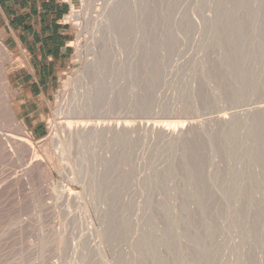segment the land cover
Listing matches in <instances>:
<instances>
[{
	"label": "rangeland",
	"instance_id": "374dc122",
	"mask_svg": "<svg viewBox=\"0 0 264 264\" xmlns=\"http://www.w3.org/2000/svg\"><path fill=\"white\" fill-rule=\"evenodd\" d=\"M114 1L67 0L71 7L67 18L73 38L71 61L57 73L52 92L45 100L47 105L43 107L40 102V109L31 120L24 124L21 116L17 117L12 90L8 100L3 93L0 95L7 100L1 99L2 138L6 141L10 137L15 145L19 140L20 153L23 152L13 157L8 149L4 158L0 156V264H264V114L254 112L264 104V0H119V10L127 8L128 11L118 10L122 13L120 17L110 19L113 12L107 17V2ZM77 11L88 15L83 26L79 24L82 19L75 15ZM129 14L136 16L133 20H139L135 27L136 30L140 27V31H131L130 38L143 42L138 48L141 54L138 52L134 57L140 60L142 68L139 64L138 67L142 71L137 70L138 76L131 87L129 112L124 100L121 107L125 109L120 111H126L114 116L119 117L116 120H132L137 131H132L127 136L129 139L121 137L123 141L107 140L111 142L109 147L107 141H104L106 145L93 141L97 147L93 142V146L86 145L84 149L89 152L75 147L76 158L83 153L81 158H87L76 159L73 148L75 152L69 158L73 156L75 164L70 159H65V163L54 154L59 151L58 139L67 138L60 124L75 125L82 120L77 111L85 105L96 83L98 69L100 72L106 69L103 63L109 58V52L116 51L119 38L115 37L120 32V23L127 21L124 17ZM207 14L211 23L208 18L205 20ZM101 17H107L113 24ZM199 24L204 28L208 24L209 33ZM5 35L0 32V41L9 48L10 39ZM96 36L106 38V44L97 37L99 44ZM119 37L122 41L118 45L122 48L126 39L122 34ZM3 58L1 55L0 61ZM96 60L102 64L98 65ZM16 67L15 61L6 65L11 78L15 77ZM3 102L12 112L13 124ZM239 112L241 115L244 112L246 119L240 115L238 120ZM230 113L235 119L229 118ZM222 114L229 115L227 124H220L216 119ZM197 120L202 127L192 129L189 143L182 141L186 150L178 141L169 140L150 128L159 122L178 128ZM210 120L212 123L216 120L214 125L217 121L220 124L213 125L216 130L212 129ZM206 125L211 128L208 130ZM32 126L38 129L34 131ZM23 131L31 142L25 141L27 136ZM31 143L34 148L29 147ZM178 146L185 151H179ZM181 153H187L188 157ZM36 158H41L40 162ZM81 162L88 164L87 169ZM26 166L33 179L26 175L29 174ZM47 171L52 173L50 177ZM78 174L81 179H90L86 180V186L74 181V175L80 178ZM95 178L102 184L95 182L96 185L92 181ZM17 193L21 200L18 206ZM231 213L241 218L236 215L238 219L231 220L235 217ZM239 219L241 222L234 221ZM141 235L147 236V244Z\"/></svg>",
	"mask_w": 264,
	"mask_h": 264
},
{
	"label": "bare ground",
	"instance_id": "6f19581e",
	"mask_svg": "<svg viewBox=\"0 0 264 264\" xmlns=\"http://www.w3.org/2000/svg\"><path fill=\"white\" fill-rule=\"evenodd\" d=\"M83 1V0H82ZM85 1H87V0H85ZM123 1V0H122ZM125 1V0H124ZM91 3V2H90ZM126 3H127V1H126ZM123 4H124V2H123ZM127 4H129V1H128V3ZM126 4V5H127ZM89 5V4H88ZM105 5V4H104ZM120 6H121V1H119V0H116V1H114V2H112V3H110V4H108V2H107V8H109V13L107 14V17L113 12V16H112V14L110 15L111 17H109L110 19L111 18H117L120 14H122V13H120L119 14V9H120ZM88 7V6H87ZM80 10V9H79ZM85 10V9H84ZM104 10H106V12H107V9H105V6H104ZM119 10V11H118ZM123 10V9H122ZM121 10V11H122ZM127 10V8L126 9H124L123 11H126ZM120 11V12H121ZM128 11V10H127ZM105 12V13H106ZM103 13V12H102ZM126 13H128V12H126ZM78 15L77 16V19H82V23H80L79 22V24H81V26H83V23H85L86 24V22L88 21L87 19V16L83 13V11H77V13H75V15ZM133 14V13H132ZM210 14V13H209ZM209 14H207L206 15V17H205V20H207L206 18H208V21H209V19L211 18H209L208 17V15ZM73 15V14H72ZM212 15V14H211ZM210 15V16H211ZM102 16V15H101ZM124 16H126V15H124ZM128 16V15H127ZM139 16V15H138ZM137 16V17H138ZM107 17H104L105 19L107 18ZM120 17V16H119ZM133 17H136V16H133ZM133 17H131V15L129 14V16L128 17H124L125 19L127 18V21H125V22H123L122 20V23H120L119 25H120V29H119V27L116 25V29H119V35L121 36V34L124 36V39H126V42H125V46L123 47L122 46V48H121V46L120 45H118V43H119V41L121 42L122 40H121V38L119 37V35L117 36L116 35V37H115V39L117 40L118 38H119V40H118V43H117V45H115L114 44V41H113V44L115 45V46H117V48H116V51H115V49H113L112 51H110L109 53L107 52V55L109 54V58H107V56L105 57V56H103L104 58H107L106 59V62H105V60H104V63H103V66H104V68H106V69H101V72H100V70L98 69V72L95 70V67H96V65H95V67H93L94 68V70L98 73V76H96V77H94V83H95V78H96V83H95V85H94V87H92L93 89L89 92V94L87 95V94H85V95H87V101L86 102H84V104L85 105H83L82 107H80V106H78V107H80L79 109H78V111H77V114H78V118H82V120H80V121H78V122H76V123H74L75 125H72L70 122L69 123H61L60 125L62 126V124H63V126H64V128H65V132L67 133L66 135H67V138L65 137V135H64V137L65 138H61L62 137V134H60L61 135V139H58L59 137H57V139H58V142H57V139H56V141H54V143L55 142H57V143H59L58 145V148H59V151H58V149H57V151L58 152H54V154L56 153V155H57V157H58V159L59 160H63L64 162H65V159H70L69 157H70V155H73V154H71L72 153V151L75 149V147H77V148H79V147H81V149H82V147H83V149L82 150H85V151H87L86 149H84V147H86V145H88V144H90L91 145V143L93 142V141H101V142H103V144H104V141H107V140H111L112 141V143L114 142L113 141V139L114 140H116L115 138H117V139H119L120 138V140H122L121 139V137L123 138L124 136L126 137V139H129V138H127V136H129L130 134H131V132L132 131H134L135 132V127H133V122L131 123V121H129V119L128 120H125V121H121V120H116V117L117 118H119L118 116H114V115H118V113H121V112H123L124 113V111H126V110H128L127 112H129V109L131 108L130 107V104H131V102H130V100H129V97H130V93H131V87H132V84H133V82H134V80H135V78H136V76H138L137 75V73H138V71L137 70H139L140 68H142V65H141V63L139 64V62L138 61H140V60H137L136 61V59H134V57L136 56V53H138V52H140L139 50H138V48L139 47H141L139 44H142L143 42H142V40H141V42L142 43H140V41H138L137 42V38L138 37H135L137 40H135V39H131L132 37H131V31H134V32H136V31H140L139 30V28L140 27H138V30H136V28L137 27H135V24H138V21L136 20V19H134L133 20ZM214 17H216V15L214 16ZM213 17V18H214ZM102 18V17H101ZM122 18V17H121ZM124 18H123V20H124ZM196 18V17H195ZM204 18V17H203ZM99 19V18H98ZM105 19H103L102 18V20H105ZM109 19V20H110ZM120 19V18H119ZM118 19V20H119ZM138 19H139V17H138ZM141 19V18H140ZM198 19V18H197ZM96 20V19H95ZM100 20V19H99ZM101 20V21H102ZM108 20V18H107V23L109 24L111 21H109ZM194 20H196V19H194ZM199 20V19H198ZM198 20H196L198 23H199V21ZM213 20H217V19H213ZM114 21H116V20H114ZM137 21V23H135ZM210 21H212V20H210ZM209 21V22H210ZM214 21V22H215ZM98 22V21H97ZM117 22V21H116ZM116 22H114V23H116ZM206 22V21H205ZM209 22H207V23H209ZM119 23V21L117 22V24ZM123 23H125V24H123ZM196 23V22H195ZM198 23H197V26H198ZM200 23H202L201 21H200ZM211 23V22H210ZM209 23V24H210ZM213 23V22H212ZM215 23H217V21L215 22ZM215 23H213L214 25H215ZM100 24V23H99ZM103 24V23H102ZM104 24H105V21H104ZM110 24H113L112 22L110 23ZM206 24V23H205ZM212 25V24H211ZM210 25V26H211ZM96 26V25H95ZM99 26V25H98ZM104 26V25H103ZM103 26H101V28L103 27ZM106 26H108V25H106ZM106 26L104 27V29L106 28ZM137 26H139V25H137ZM201 26V28L203 29L204 27L202 26V24H199V27ZM209 25L207 24V27H208ZM100 27V26H99ZM98 27V28H99ZM207 27H205L206 28V32H208L209 33V28H207ZM94 28V27H93ZM112 28V27H111ZM113 28H114V25H113ZM114 28V29H115ZM204 28V29H205ZM95 29V28H94ZM199 29V28H198ZM106 30H107V28H106ZM106 30H105V33L104 34H106ZM96 31H97V28H96ZM95 30L93 31L94 33L96 32ZM103 31V30H102ZM101 31V32H102ZM108 31H110L109 29H108ZM200 31V30H199ZM198 31V32H199ZM202 31V30H201ZM98 32H99V29H98ZM101 32L99 33V35L101 34ZM104 32V31H103ZM206 32H205V36H207L206 35ZM93 33V34H94ZM97 33V32H96ZM112 33V32H111ZM124 33H126V34H129V35H126V34H124ZM107 34H108V32H107ZM106 34V35H107ZM109 34H110V32H109ZM134 34H136V33H134ZM138 34H139V32H138ZM97 35V34H96ZM103 35V34H102ZM113 36H112V38H113V40H114V34H112ZM104 36V35H103ZM110 36V35H109ZM109 36H107V37H109ZM95 37V36H94ZM97 37L99 38V41H100V37L99 36H96V39L95 40H97ZM106 37V36H105ZM111 37V36H110ZM109 37V39H111ZM118 37V38H117ZM131 37V38H130ZM102 38V37H101ZM103 39H104V37L102 38V41H103ZM106 39V38H105ZM105 39H104V42L103 43H105L106 41H105ZM108 39V38H107ZM123 39V38H122ZM208 39V38H207ZM91 40H94V38L93 39H91ZM94 40V41H95ZM98 41V40H97ZM96 41V42H97ZM98 41V43L100 44V42ZM101 41V42H102ZM109 40H107V42H108ZM110 42V41H109ZM111 42H112V40H111ZM92 43V42H91ZM116 43V42H115ZM106 44V43H105ZM113 44H110V46L111 47H113ZM120 44V43H119ZM123 44V43H122ZM121 44V45H122ZM91 45V44H90ZM92 46V45H91ZM97 46V43L95 44V47ZM100 46V45H99ZM107 46V45H106ZM109 46V45H108ZM114 46V47H115ZM79 47H81V46H79ZM101 47V46H100ZM113 47V48H114ZM143 45H142V49H143ZM97 48V47H96ZM107 50H109V48H107ZM106 50V51H107ZM110 50H111V48H110ZM140 50H141V48H140ZM95 53V52H94ZM93 53V54H94ZM100 53V52H99ZM97 52L95 53V57H98L97 56ZM101 54L102 53H100V60H102L101 58ZM139 54V53H138ZM140 54H141V52H140ZM142 54H143V51H142ZM1 55H3L4 56V58H3V60L2 61H0V95L3 93V95L7 98V100H8V94H9V92H10V83H9V80H8V73L7 72H9V71H7L6 70V65L8 64V63H10L11 61H13V52L9 49V48H7L6 47V45L4 44V43H2L1 41H0V56ZM140 58L142 57V56H140V55H138ZM205 56V55H204ZM136 58V57H135ZM96 59V58H95ZM94 59V60H95ZM98 58H97V60H99ZM97 60H96V62H97ZM94 62V61H93ZM103 62V61H102ZM94 64V63H93ZM97 64H98V62H97ZM99 64H102L100 61H99ZM98 64V65H99ZM138 64H139V66L141 65V67L139 68L138 67ZM98 65H97V67H98ZM101 66V65H100ZM99 66V67H100ZM102 68V67H101ZM141 71H142V69H140ZM139 70V71H140ZM94 72V71H93ZM95 72V73H96ZM94 73V74H95ZM140 73V72H139ZM97 75V74H96ZM140 75V74H139ZM93 80V79H92ZM93 82V81H92ZM143 83V82H142ZM90 86V85H89ZM89 89V88H88ZM3 95H1V96H3ZM0 96V110H2V104H1V99H3V100H5L4 98L5 97H1ZM12 97V96H11ZM85 98H86V96H85ZM127 98H128V100H127ZM7 100H5L6 102H7ZM126 101V110H124V111H120V108L122 109V107H121V105H122V102L123 101ZM3 104H4V102H3ZM88 104V105H87ZM5 105V104H4ZM125 106V105H124ZM5 109H4V106H3V109L5 110V113H6V115H8L9 117V121H10V119H11V121H13L14 120V117H13V115H12V112H11V110H10V108H9V106H6L5 105ZM77 107V108H78ZM123 109H125V108H123ZM122 109V110H123ZM260 112L261 114H264V104H261V105H259L257 108H256V110H254V112ZM1 112V111H0ZM73 112V111H72ZM127 112H125V113H127ZM132 112V111H131ZM236 112V111H235ZM251 112H252V110H251ZM253 112V113H254ZM75 113V112H74ZM122 113V114H123ZM244 113V112H243ZM242 113V115H241V113L239 112V116L241 115V116H243V118L244 119H246V117H244L245 115ZM246 113V112H245ZM248 113H249V111H248ZM259 113V114H260ZM232 113H230V116H229V118H232V120H233V117L234 116H232L231 115ZM235 114H237V112L236 113H234L233 115H235ZM247 114V113H246ZM250 114V113H249ZM6 115H5V117H6ZM72 115V114H71ZM74 115V114H73ZM73 115H72V117H73ZM76 115V114H75ZM124 115V114H123ZM131 115V114H130ZM1 116H3V115H0V122L1 121H3V120H1L2 119V117ZM122 116V115H121ZM227 115H219L218 117H216V119L220 122V124L221 123H226V122H228L229 121V119L227 118L228 117ZM232 116V117H231ZM238 116V117H239ZM241 116H240V118H238V120L239 119H241ZM64 117V116H63ZM235 117H236V115H235ZM235 117H234V119H235ZM254 117H255V115H254ZM13 118V119H12ZM64 118H66V117H64ZM250 118V116L248 115V120L251 122V118ZM85 119V120H84ZM127 119V118H126ZM195 119V118H194ZM215 119V118H214ZM6 120V119H5ZM8 120V119H7ZM6 120V121H7ZM60 120V119H59ZM77 120V119H76ZM76 120H74V121H76ZM231 120V121H232ZM62 121H63V119H62ZM64 121H66V120H64ZM71 121V120H70ZM201 121H202V119H201ZM200 120L198 121H196V122H192V121H190L191 123H189L188 122V124L190 125L189 126V128H187L188 127V124L185 126L183 123V125L184 126H179L178 128H170V126L168 127V126H165V124H162L161 125V123L159 124H152V125H150V128L152 129V131L153 132H159V134L161 135V134H163L162 136H166L169 140H174V142H176V141H178L179 142V145H183V148H184V144H183V142L185 143V141H189V137H190V134L192 133V129H197L198 128V126L199 127H202L201 126V124L200 123H197V122H201ZM208 121V120H207ZM214 121H216V120H214ZM214 121H213V123L211 122V120H210V122L212 123V129L214 128L215 130L217 129L216 127H214V126H216L217 124H219V123H215V125H214ZM237 120H235L233 123H235ZM249 121H246V124H248L249 123ZM5 122V121H4ZM148 122V121H147ZM204 122V121H203ZM203 122H202V124H203ZM240 122H243V121H240ZM248 122V123H247ZM6 123V122H5ZM9 123V122H8ZM11 123V122H10ZM9 123V124H10ZM14 123V121L12 122V124ZM135 123V122H134ZM154 123V122H153ZM205 123H206V121H205ZM230 123V122H229ZM229 123H228V126H229ZM233 123H231V124H233ZM252 123V122H251ZM11 124V125H12ZM15 124H17V127L21 130H23V128H21V125H20V123L18 124V123H16L15 122ZM58 124V123H57ZM133 124V125H132ZM149 124V123H148ZM147 124V125H148ZM219 124V125H220ZM227 124V123H226ZM230 124V125H231ZM237 124V123H236ZM240 124V123H239ZM238 124V125H239ZM136 125V124H135ZM141 125H144V124H141ZM203 125H205V124H203ZM211 125V124H210ZM214 125V126H213ZM251 125V124H250ZM13 126V125H12ZM61 126H59V127H61ZM62 126V127H63ZM146 126V125H145ZM206 126H209V125H206ZM222 127H224V124L223 125H221ZM221 126H219V127H221ZM227 126V125H226ZM4 127H6L5 125H4ZM142 127V126H141ZM147 127H149V126H147ZM186 127V128H185ZM210 126L208 127V130H209V128H211ZM233 127V126H232ZM144 128V127H143ZM142 128V129H143ZM0 129H2V128H0ZM8 129V128H7ZM11 129V128H10ZM16 129V128H15ZM18 129V130H19ZM134 129V130H133ZM3 130V129H2ZM9 130V129H8ZM12 130V129H11ZM19 130V131H20ZM56 130V129H55ZM57 130H59V129H57ZM61 130V129H60ZM148 130V129H147ZM204 133H205V127H204V130H203V128L201 129ZM200 130V131H201ZM207 130V129H206ZM211 130V129H210ZM214 130V131H215ZM17 130H15V132H16ZM18 131V132H19ZM63 131V130H62ZM137 131V130H136ZM148 131H150V130H148ZM195 131V133H196V130H194ZM193 131V132H194ZM198 131V130H197ZM8 132V131H7ZM12 132H13V130H12ZM21 132V131H20ZM64 132V131H63ZM65 132L63 133V134H65ZM147 132V131H146ZM153 132H150V133H152V135H153ZM212 131H210V133H211ZM6 133V132H5ZM23 133L24 134H26L24 131H23ZM206 133H207V131H206ZM209 133V132H208ZM2 132H0V156L1 157H3L4 156V154L6 155L7 153H9L8 152V149H9V151L11 152V153H9V155L11 154V156H13V157H18L19 156V154H21V153H23V152H21L20 153V149H21V146L18 144V142H19V140H18V142H17V140L15 141V139H14V141L17 143L16 145H19L20 146V148H19V146L17 147L9 138H8V140H6L5 141V139H3L2 138ZM23 134V135H24ZM57 134V133H56ZM135 134V133H134ZM193 134V133H192ZM5 135H7V133L5 134ZM17 135V134H16ZM19 135H20V133H19ZM23 135H21V136H23ZM155 135V134H154ZM157 136H158V134H156ZM195 135V134H194ZM25 136H27V137H25V139L26 138H28V135L26 134ZM8 137V136H7ZM15 137V136H14ZM54 137V136H53ZM55 137V138H56ZM124 137V138H125ZM159 137H161V136H159ZM165 137V138H166ZM192 137V136H191ZM195 137V136H194ZM24 138V137H23ZM130 138H131V136H130ZM126 139H124V141L126 140ZM164 139V138H163ZM13 140V139H12ZM31 139H29V141H30ZM119 140V141H120ZM191 140V139H190ZM24 142V140H21V142ZM25 141H28V139H26ZM28 141V142H29ZM32 141V140H31ZM30 141V142H31ZM118 141V142H119ZM123 141V140H122ZM172 141H170V142H172ZM183 141V142H182ZM28 142H26L27 144H29ZM95 142H93L94 143V145H96L95 144ZM117 142V141H116ZM126 142V141H125ZM180 142H182L181 144H180ZM187 142H186V144L185 145H187V147H189L188 146V144H187ZM191 142V141H190ZM25 143V142H24ZM56 143V144H57ZM92 143V144H93ZM100 145H101V143L100 142H98ZM106 143H108V147H109V145L111 144V142H106ZM106 143L104 144V145H106ZM189 143V142H188ZM99 144H98V151H99ZM172 144V143H171ZM33 144L31 143L30 145H29V147L31 146V147H33L32 146ZM55 145V144H54ZM89 145V146H90ZM103 145V146H104ZM173 145V144H172ZM28 146V145H27ZM56 146V145H55ZM88 146V147H89ZM91 146H93V145H91ZM90 146V147H91ZM103 146L101 145V147L103 148ZM95 147V146H94ZM96 147H97V145H96ZM24 148H26V147H24ZM34 148V147H33ZM74 148V149H73ZM91 149L92 150H94L92 147H91ZM96 149V148H95ZM106 150H107V147L105 148ZM177 149H179V151H185L186 150V148H184L183 150H182V147L181 148H179V146L177 147ZM190 149H191V147H190ZM190 149H187V152L189 151L190 152ZM22 150V149H21ZM23 150H25V149H23ZM27 150H28V148H27ZM30 150H31V148H30ZM33 150H35V149H33ZM76 150V149H75ZM75 150H74V152H75ZM78 150V149H77ZM76 150V154L74 153V155H75V158H76V155H77V153H78V151ZM79 150H80V148H79ZM97 150L95 151L96 153L95 154H97ZM102 150V149H101ZM56 151V150H55ZM91 151V150H90ZM104 151V150H103ZM28 152H31V151H28ZM33 152H35V151H33ZM83 152V151H82ZM82 152H81V154H82ZM87 152H89V150L87 151ZM87 152H85V153H87ZM188 152V153H189ZM32 153V152H31ZM91 153V152H90ZM94 153V152H93ZM102 153V152H101ZM104 153H106V152H104ZM30 154V153H29ZM79 154H80V152H79ZM87 154H89V153H87ZM86 154V155H87ZM185 154V156H186V154L187 153H184ZM183 153H181V155H184ZM33 155H37V154H33ZM82 155H84V153L82 154ZM82 155H81V157H82ZM92 155H94V154H92ZM104 155V154H103ZM21 156V155H20ZM91 156V155H90ZM96 156H98V155H96ZM184 156V157H185ZM5 157V156H4ZM3 157V158H4ZM36 157V156H35ZM39 157V156H38ZM79 157V160H80V155L78 156ZM78 157L76 158V159H78ZM93 157V156H92ZM106 157V156H105ZM183 157V156H182ZM186 157H188V156H186ZM185 157V158H186ZM73 158V159H72ZM72 158L70 159V160H74L75 161V159H74V157L72 156ZM87 157H85V159H86ZM184 158V159H185ZM2 159V158H1ZM37 159V158H36ZM41 159V158H40ZM40 159L38 160V162H40ZM43 159V158H42ZM57 159V160H58ZM82 160L84 159V156H83V158H81ZM85 159L83 160V161H85ZM89 159V158H88ZM87 159V160H88ZM95 159V158H94ZM105 159L106 158H104V161H105ZM189 159H190V157H189ZM189 159L187 160V162H188V164L190 163V161H189ZM11 160H12V158H11ZM15 160H16V158H15ZM54 160V159H53ZM68 160H66V161H68ZM81 160V161H82ZM186 160V159H185ZM20 161V160H19ZM27 161V160H26ZM34 161L36 162V160L34 159ZM73 161V162H74ZM78 161V160H77ZM77 161H76V163H77ZM90 161V160H89ZM53 162V161H52ZM60 162H62V161H60ZM72 162V163H73ZM95 162V161H94ZM6 164H8L7 162H5ZM14 163H16L17 164V162H14ZM25 163V162H24ZM30 163V162H29ZM66 163V162H65ZM65 163H64V168L66 169V165H65ZM67 163H69V162H67ZM85 162H81V164L83 165ZM89 163V162H88ZM90 163H91V161H90ZM192 163V162H191ZM15 164V165H16ZM34 164H36V163H34ZM52 164H54V163H52ZM70 164H71V162H70ZM73 164H75V162L73 163ZM80 164V163H79ZM86 164V163H85ZM94 164V163H93ZM188 164H186V165H188ZM12 165V164H11ZM42 165V164H41ZM61 165V164H60ZM88 164H86L85 166H82V167H85L86 168V166H87ZM8 166V165H7ZM13 166V165H12ZM17 166V165H16ZM28 166V165H27ZM26 166V170H27V167ZM31 166H32V164H31ZM71 167H72V165H70ZM69 166V167H70ZM75 166V165H74ZM80 165H78V167H79ZM103 166H104V164H103ZM33 167V166H32ZM69 167H67V168H69ZM81 167V166H80ZM191 167V166H190ZM29 168H30V166H29ZM58 168H60L59 166H58ZM73 168V167H72ZM77 168V167H76ZM75 168V169H76ZM97 168V167H96ZM186 168H188V166L186 167ZM186 168H185V170H186ZM6 169V168H5ZM14 169V168H13ZM18 169V168H17ZM40 169V168H39ZM64 169V170H65ZM74 169V168H73ZM87 169V168H86ZM98 169H100V168H98ZM102 169V168H101ZM189 169V168H188ZM4 170V169H3ZM21 170V169H20ZM36 170H37V168H36ZM35 170V171H36ZM67 170V169H66ZM80 170V169H79ZM81 170H83V171H85L84 170V168H82ZM95 170V169H94ZM190 170V169H189ZM5 171V170H4ZM13 172H14V170H12ZM28 172H29V174L27 173H25L26 175H29V177L30 178H32V176L30 175L31 173H30V171L29 170H27ZM33 171V170H32ZM31 171V172H32ZM68 171V170H67ZM78 171V170H77ZM83 171H81L82 173H85V172H83ZM13 172H12V174H13ZM19 172V171H18ZM38 172H39V170H38ZM42 172V171H41ZM62 172V171H61ZM70 172H71V170H70ZM90 172V171H89ZM103 172V171H102ZM1 173H2V171H1ZM33 173V172H32ZM60 173V172H59ZM63 173H64V171H63ZM82 173L80 174V175H82ZM189 173V172H188ZM5 174V173H4ZM8 174V173H7ZM52 175V173H49L48 171H47V176L49 175V177ZM65 174V176L66 177H69V176H67L68 174L65 172L64 173ZM63 174V175H64ZM67 174V175H66ZM77 175L78 177H80V178H76V175H74V178H75V180H74V178H72L74 181H78V182H80V183H82V184H84L85 186H86V182L87 181H90V179L88 180V179H84V178H82L81 179V176L80 175ZM9 175V174H8ZM11 175V174H10ZM35 175V174H34ZM33 175V176H34ZM62 175V176H63ZM92 175V174H91ZM2 176V175H1ZM4 176V175H3ZM21 176H23V175H21ZM37 176V175H36ZM64 176V177H65ZM72 176H73V174H72ZM15 177H17V176H15ZM28 176H27V178H29ZM88 177V176H87ZM87 177H85V178H87ZM190 177V176H189ZM1 178V177H0ZM4 178V177H3ZM10 178V177H9ZM19 178V177H18ZM26 178V177H25ZM24 178V179H25ZM29 178V179H30ZM42 178V177H41ZM89 178V177H88ZM186 178V177H185ZM187 178H188V176H187ZM12 179H15V178H12ZM17 179V178H16ZM33 179V178H32ZM10 180V179H9ZM20 180V179H19ZM44 180V179H43ZM46 180V179H45ZM66 180H68V178L66 179ZM65 180V181H66ZM87 180V181H86ZM14 181V180H13ZM16 181V180H15ZM27 181V180H26ZM29 181V180H28ZM27 181V182H28ZM30 181H32V180H30ZM51 181V180H50ZM49 181V182H50ZM74 181L72 182V183H74ZM94 183L95 182H100L101 183V181H96V178H95V181L94 180H92ZM186 181H188L187 179H186ZM48 182V181H47ZM48 182V183H49ZM70 182V181H69ZM1 183V182H0ZM15 183V182H14ZM17 183H18V181H17ZM57 184H58V182H56ZM56 183H55V185H56ZM59 183H61V182H59ZM99 183V184H100ZM47 184V183H46ZM96 184V183H95ZM94 184V185H95ZM102 184V183H101ZM31 185V184H30ZM33 185V184H32ZM35 185V184H34ZM52 185H53V183H52ZM54 185V186H55ZM90 185V184H89ZM91 185H92V183H91ZM91 185H90V187H91ZM96 185H98V183L96 184ZM15 186V185H14ZM50 186V185H49ZM53 186V188H55ZM59 186V185H58ZM65 186H67V185H64V187ZM83 186V185H82ZM88 186V185H87ZM13 187V186H12ZM34 187V186H33ZM63 187V186H62ZM63 187V188H64ZM69 187V186H68ZM93 187V186H92ZM15 188H17V187H15ZM57 188H59V187H57ZM61 188V187H60ZM83 188H84V186H83ZM19 189V188H18ZM28 189H29V187H28ZM48 189V188H47ZM69 189V188H68ZM87 189V188H86ZM89 189V188H88ZM87 189V190H88ZM34 190V189H33ZM36 190V189H35ZM34 190V191H35ZM48 190H50V189H48ZM92 190H94V189H92ZM51 191H52V189H51ZM66 191V190H65ZM68 191V190H67ZM16 192V191H15ZM30 192V191H29ZM63 192V191H62ZM61 192V193H62ZM91 192V191H90ZM31 193V192H30ZM29 193V194H30ZM60 193V192H59ZM65 192H63V194H64ZM89 193V192H88ZM92 193V192H91ZM94 193V192H93ZM62 194V195H63ZM69 194V193H68ZM72 194V193H71ZM77 194H79V193H77ZM34 195V194H33ZM59 195V194H58ZM65 195V194H64ZM63 195V196H64ZM73 195V194H72ZM95 195V194H94ZM13 196H15V195H13ZM19 196H21V195H19ZM31 196V195H30ZM71 196V195H70ZM73 196H75V194L73 195ZM81 196V195H80ZM79 196V197H80ZM65 197V196H64ZM77 197V196H76ZM94 197V196H93ZM14 198V197H13ZM18 198V193H17V196H16V198L15 199H17ZM21 198V197H20ZM67 198H68V196H67ZM78 198V197H77ZM19 199V198H18ZM60 199H62V198H60ZM73 199V198H72ZM75 199V198H74ZM64 200H65V198H64ZM70 200V199H69ZM68 200V201H69ZM19 201H21L20 199L18 200V201H16L15 200V202L17 203V206H18V202ZM72 201V200H71ZM82 201V200H81ZM238 202V201H237ZM16 203H15V205H16ZM239 203V202H238ZM238 203H235V205H237ZM232 204H234V203H232ZM20 205V204H19ZM235 205H231L232 206V208H233V206H235ZM239 205H241V204H239ZM15 208V207H14ZM19 209V208H18ZM235 209V208H234ZM233 210V209H232ZM231 210V211H232ZM234 212H235V210H234ZM238 211H236V213H237ZM238 213H240V212H238ZM232 214V213H231ZM233 214H235V213H233ZM232 214V215H233ZM236 215H238V214H235L234 216V218H231V220H233V219H236L237 218V216ZM17 216V215H16ZM238 217H239V215H238ZM19 218V217H18ZM239 218H241V217H239ZM238 219V218H237ZM241 219H239V221L238 220H234L235 222L237 221V222H241L240 221ZM18 221V220H17ZM138 222V221H137ZM140 222V221H139ZM142 222V221H141ZM17 223H19V222H17ZM234 223V222H233ZM139 224V223H138ZM137 224V225H138ZM231 224H232V222H231ZM19 225V224H18ZM234 225V224H233ZM233 225H232V227H233ZM235 225H238V227L237 226H235V227H237V228H239V224L237 223H235ZM140 227V226H139ZM236 228V229H237ZM139 232V231H138ZM143 232V231H142ZM145 232V231H144ZM143 232V233H144ZM135 233H136V231H135ZM140 233V232H139ZM142 234V233H141ZM145 234H147V233H145ZM136 235V234H135ZM141 236H143V238H144V242L145 241H147V236H146V238H145V236L144 235H141ZM139 238H140V236H139ZM146 239V240H145ZM141 240H142V238H141ZM140 240V241H141ZM135 242V241H134ZM146 243V242H145ZM235 243V246H236V242H233V244ZM144 244V243H143ZM147 244V243H146ZM136 245V244H135ZM140 245V244H139ZM134 246V245H133ZM132 246V247H133ZM146 246L147 245H145V247H143L144 248V251L146 250ZM234 245H233V248L235 247ZM135 247V246H134ZM140 247V246H139ZM138 247V248H139ZM136 248V247H135ZM141 248H139V250H140ZM134 250V249H133ZM137 250V249H136ZM135 252V251H134ZM138 252V251H137ZM139 254V253H138ZM142 254H143V252H142ZM136 255V254H135ZM147 255V254H146ZM145 255V256H146ZM138 257H140V254L138 255ZM144 257V256H143ZM137 258V257H136ZM140 258H142V257H140ZM137 260V259H136ZM141 260H143V259H141ZM139 261H140V259H139ZM143 262V261H142ZM139 263V262H138ZM140 263H141V261H140ZM146 262H144V264H145ZM236 263V262H235ZM234 263V264H235Z\"/></svg>",
	"mask_w": 264,
	"mask_h": 264
},
{
	"label": "crops",
	"instance_id": "0c3cea01",
	"mask_svg": "<svg viewBox=\"0 0 264 264\" xmlns=\"http://www.w3.org/2000/svg\"><path fill=\"white\" fill-rule=\"evenodd\" d=\"M70 8L67 0H0V32L10 39L17 64L15 77L7 72L8 80L24 124L39 111L40 102L47 105L57 73L71 61Z\"/></svg>",
	"mask_w": 264,
	"mask_h": 264
}]
</instances>
